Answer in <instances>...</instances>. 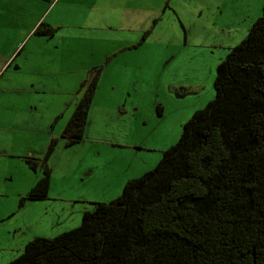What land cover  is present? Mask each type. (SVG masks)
<instances>
[{
  "label": "rangeland",
  "instance_id": "1",
  "mask_svg": "<svg viewBox=\"0 0 264 264\" xmlns=\"http://www.w3.org/2000/svg\"><path fill=\"white\" fill-rule=\"evenodd\" d=\"M49 1L0 0V55L20 40L25 46L0 72V264L37 237L78 228L95 203L115 201L154 169L183 125L215 98L218 65L264 6L151 0L145 11L131 5L102 13L67 0L49 10ZM43 22L59 26L51 36L31 33ZM97 69L85 136L71 142L64 129ZM46 157L49 195L30 199Z\"/></svg>",
  "mask_w": 264,
  "mask_h": 264
},
{
  "label": "trees",
  "instance_id": "2",
  "mask_svg": "<svg viewBox=\"0 0 264 264\" xmlns=\"http://www.w3.org/2000/svg\"><path fill=\"white\" fill-rule=\"evenodd\" d=\"M54 31L41 23L35 34ZM99 76L85 82L64 129L71 142L85 136ZM214 89L154 169L115 201L95 203L78 228L33 239L9 264H264V6L218 65ZM44 160L30 199L49 195Z\"/></svg>",
  "mask_w": 264,
  "mask_h": 264
},
{
  "label": "crops",
  "instance_id": "3",
  "mask_svg": "<svg viewBox=\"0 0 264 264\" xmlns=\"http://www.w3.org/2000/svg\"><path fill=\"white\" fill-rule=\"evenodd\" d=\"M71 1L72 2L78 1L80 3L83 2L84 4H87V5L89 4V5H91L90 7L93 8L94 10H98L99 12L104 13L107 10H113V11L114 10H121V11H123L125 8H128V10H130L129 6H131V5L134 6L132 8L133 10H136V9L144 10V7H142V6L146 5L145 4L146 1L150 2L151 0H67V2H71ZM53 2L49 1V4H48L49 10H50L51 6L53 5ZM40 24L41 23H39L35 28H33L31 33L33 32V34L35 35V30ZM48 25H50L54 29L55 28L57 29V27L59 26V24H55L53 22L48 23ZM48 36H51V35H48ZM22 42H23V40H20L17 43L18 45L16 44L15 46H13L12 49H9L10 53L6 54L4 57H3V55H0V72L2 71V69L5 66H7V64H9V66L12 65L15 62V60L20 56L21 52L25 49V46L22 47ZM0 51H2V50H0ZM25 59H27V58H25ZM1 77H2V75H1ZM1 77H0V79H1Z\"/></svg>",
  "mask_w": 264,
  "mask_h": 264
}]
</instances>
